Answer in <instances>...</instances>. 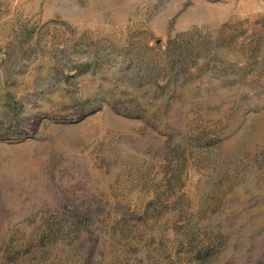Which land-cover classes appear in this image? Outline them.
Instances as JSON below:
<instances>
[{
	"label": "rangeland",
	"instance_id": "rangeland-1",
	"mask_svg": "<svg viewBox=\"0 0 264 264\" xmlns=\"http://www.w3.org/2000/svg\"><path fill=\"white\" fill-rule=\"evenodd\" d=\"M0 264H264V0H0Z\"/></svg>",
	"mask_w": 264,
	"mask_h": 264
}]
</instances>
